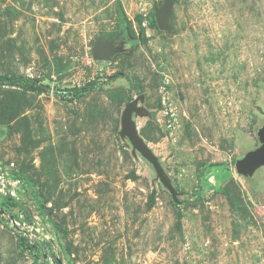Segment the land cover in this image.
I'll list each match as a JSON object with an SVG mask.
<instances>
[{"label": "rangeland", "instance_id": "rangeland-1", "mask_svg": "<svg viewBox=\"0 0 264 264\" xmlns=\"http://www.w3.org/2000/svg\"><path fill=\"white\" fill-rule=\"evenodd\" d=\"M166 1L0 0V264H264V0Z\"/></svg>", "mask_w": 264, "mask_h": 264}, {"label": "water", "instance_id": "water-1", "mask_svg": "<svg viewBox=\"0 0 264 264\" xmlns=\"http://www.w3.org/2000/svg\"><path fill=\"white\" fill-rule=\"evenodd\" d=\"M172 10V0H167L163 7H161L156 13V22L159 28L169 29V17ZM129 40L122 39L118 42H106L99 40L95 44L93 51L94 60L97 62H112L116 56L128 53L130 49L127 48ZM138 99H133L126 107L121 122L122 135L126 136L134 149L138 150L154 167L157 176L169 189L174 199H176V193L164 175L163 169L159 160L147 146L145 141L138 135L133 115L139 112ZM262 147L252 153L240 158L236 164V170L240 174L251 175L253 171L260 165L264 164V128L259 132Z\"/></svg>", "mask_w": 264, "mask_h": 264}, {"label": "trees", "instance_id": "trees-1", "mask_svg": "<svg viewBox=\"0 0 264 264\" xmlns=\"http://www.w3.org/2000/svg\"><path fill=\"white\" fill-rule=\"evenodd\" d=\"M85 88H79V89H72L69 91L72 95L78 94L81 90H84Z\"/></svg>", "mask_w": 264, "mask_h": 264}, {"label": "flooded vegetation", "instance_id": "flooded-vegetation-1", "mask_svg": "<svg viewBox=\"0 0 264 264\" xmlns=\"http://www.w3.org/2000/svg\"><path fill=\"white\" fill-rule=\"evenodd\" d=\"M128 47V46H127Z\"/></svg>", "mask_w": 264, "mask_h": 264}]
</instances>
